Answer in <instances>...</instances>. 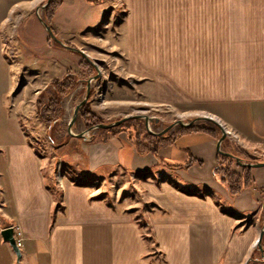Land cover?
<instances>
[{"label":"crops","instance_id":"1","mask_svg":"<svg viewBox=\"0 0 264 264\" xmlns=\"http://www.w3.org/2000/svg\"><path fill=\"white\" fill-rule=\"evenodd\" d=\"M126 6L128 73L141 79L135 87L150 101L200 105L242 148L264 157V0ZM218 141L205 131H182L159 156L140 153L125 133L84 142L91 172L125 169L147 193L153 208L144 219L154 237L147 241L135 215L102 197L90 201L86 186L57 189L44 159L20 136L0 149V264H237L264 227V167L252 170L257 188L232 200L213 175ZM190 153L204 165L187 167ZM7 227L24 237L20 261L3 239Z\"/></svg>","mask_w":264,"mask_h":264},{"label":"rangeland","instance_id":"2","mask_svg":"<svg viewBox=\"0 0 264 264\" xmlns=\"http://www.w3.org/2000/svg\"><path fill=\"white\" fill-rule=\"evenodd\" d=\"M47 1L0 0V149H6L5 146L20 136L25 138L35 153L44 159L45 175L57 189L64 192V187L69 184L83 181V186L93 192L90 201L102 197L115 211L133 214L138 222H145L144 213L153 205L145 200L148 195L131 172L122 168L111 169L107 179L84 173L88 162L83 145L85 141H91L92 132L86 134L87 140L75 138L69 134L68 124L76 106L86 96V85H81L65 101L62 127L54 136L56 141L52 140L53 132L43 120V117L48 120L55 115L43 110L42 113L37 106L39 95L49 91L55 79H63L68 73L81 76L85 73L80 66L82 56L54 41L41 23L39 16L44 19ZM126 18V0H104L98 4L87 0H63L50 25L61 41L85 51L99 66L101 78L93 82L94 93L90 100L92 108L105 121L103 124L144 115L159 119V123L150 125V130L158 133L178 121L188 124L211 116L196 104L182 106L150 101L147 93L135 87L139 86L141 79L128 73ZM214 119L221 122L228 137L239 144L237 135L222 121ZM140 120L145 122V119ZM144 125L147 129L146 123ZM87 130L81 119L73 127L75 134ZM62 139L67 143L64 144ZM56 155H61V159ZM143 230L153 237L148 224ZM257 248L254 243L252 251L248 250L245 258L237 264H252Z\"/></svg>","mask_w":264,"mask_h":264},{"label":"trees","instance_id":"3","mask_svg":"<svg viewBox=\"0 0 264 264\" xmlns=\"http://www.w3.org/2000/svg\"><path fill=\"white\" fill-rule=\"evenodd\" d=\"M91 3H101L104 0H87ZM63 0H52L51 3L47 6L44 11L45 22L49 25L52 24V20L56 12L59 10L62 5ZM80 66L84 70V75L79 76L72 73H68L64 76L63 79H55L52 82L51 88L49 91L41 93L37 99V106L42 111H47L48 113L54 114L55 117L51 119H46L43 117V120L48 125V128L53 132L52 140L56 141V133L59 132L63 123V116L65 113L64 102L66 99L78 88L81 82H87L88 79L93 77L96 74L95 68L84 58ZM94 89H92V94ZM42 111V113H43ZM43 115V114H42ZM79 119H81L87 128L97 126L104 123L100 115H98L95 110L92 108L91 100L80 110ZM145 122L140 119H131L118 127L112 129H99L96 134L92 136L89 143H107L112 137H116L121 133H125L130 142H132L140 150V153L152 152L156 156H159L158 149L160 147L172 144L176 135L180 134L182 131L192 132V131H205L211 134L215 139H220L222 137V131L219 127L207 123H198L189 127H180L174 132V136L171 133H167L163 136L154 135L148 132L145 129ZM144 128V129H143ZM57 130V131H56ZM55 133V134H54ZM68 139L71 136H67ZM66 139V138H64ZM64 139L62 142L64 143ZM73 139V138H72ZM67 141L64 143L66 144ZM222 149L224 152L230 153L233 157H228L222 153H218L217 164L214 167L213 175L215 179L228 191L229 197L234 200L239 196L243 191L249 188H257L252 176V167H240L237 163L236 158H240L244 163H260L264 162V159L254 155L253 153L245 150L239 144L233 142L229 137H227L222 143ZM67 154H64L66 156ZM39 157H41L38 154ZM57 158L61 159V155H56ZM191 160L187 164V167L192 166L197 163L200 166H203L204 163L195 159L190 153ZM88 157L86 156V160ZM236 168H240V171H237ZM108 169V170H107ZM111 166L101 167L91 172L88 167L85 170V175L91 177H104L107 179L110 177ZM107 170V171H105ZM77 185L83 186V181L77 183ZM223 210L229 211L230 207H223ZM55 220H53L54 224ZM146 224L149 225L148 221L140 222L141 228H144ZM147 241L152 240L154 237L145 236ZM263 248H264V238H263ZM257 253L252 257V264H264V254L257 248Z\"/></svg>","mask_w":264,"mask_h":264},{"label":"water","instance_id":"4","mask_svg":"<svg viewBox=\"0 0 264 264\" xmlns=\"http://www.w3.org/2000/svg\"><path fill=\"white\" fill-rule=\"evenodd\" d=\"M51 0H48L46 5L44 7H47L49 4H50ZM39 19L41 21V23L45 26V28L47 29L49 35L51 36V38L56 41L57 43L63 45L64 47H66L68 50L70 51H74L76 53H78L79 55H81L82 57H84L96 70L97 74L93 77H91L89 80H88V83H87V90H86V96L84 98L83 101H81L75 108V111H74V115L68 125V132L69 134L72 136V137H76V138H79V139H84V140H87V133H90L91 130L95 129V128H90L88 129L86 132H82V133H79V134H75L73 132V127L78 119V116H79V111L82 107H84L88 101H89V98L91 96V89H92V84L94 81H97L100 77H101V72H100V69H99V66L97 65L96 62H94L90 56L83 50L79 49V48H76V47H72V46H69V45H66L63 41H61L57 36L56 34L54 33L53 29L51 28V26L49 24H47L44 19L42 17L39 16ZM130 119H145V123H146V127L147 129L155 134V135H158V136H163L165 133L169 132L171 129H173L174 127H176L177 125H181L183 127H189V126H192L194 124H196L197 122L199 121H205V122H209V123H212L214 125H216L217 127H219L222 131V137L219 139L218 141V151L220 153H222L223 155L225 156H228V157H233L232 154L230 153H227V152H224L223 149H222V143L223 141L228 137V131L226 130V128L223 126V124H221V122H219L218 120L214 119V117L212 116H205L203 118H199V119H196V120H193L191 121L190 123H184L183 121H178L176 123H173L171 124L170 126H168L166 129H164L163 131L159 132V133H155V132H152L150 130V125L151 123L153 122H156L158 123L159 122V119L157 120H154L153 118L149 117V116H144V115H132V116H128V117H125L121 120H118L114 123H109V124H100L98 125L97 127L98 128H101V129H112L114 127H118L120 126L121 124H123L124 122L130 120ZM237 160V163L240 167H245V166H248V167H252V168H259V167H264V162H260V163H244L240 158H236ZM263 209H264V203H263ZM2 236H3V239L8 242L11 247L13 248L14 252L16 253V256L18 258V260L20 261L21 258H22V252H21V248L18 246L17 244V241H16V238H15V229L13 227H7L5 229L2 230ZM263 238H264V227L263 229L261 230L260 232V235L255 243V246L258 247V249L264 254V248H263Z\"/></svg>","mask_w":264,"mask_h":264},{"label":"flooded vegetation","instance_id":"5","mask_svg":"<svg viewBox=\"0 0 264 264\" xmlns=\"http://www.w3.org/2000/svg\"><path fill=\"white\" fill-rule=\"evenodd\" d=\"M72 74H74V73H72ZM96 74H97V72H96ZM96 74H95V75H96ZM75 75H78V74H75ZM95 75H94V76H95ZM79 76H81V75H79ZM100 78H101V77H100ZM100 78H99V79H100ZM99 79H98V80H99ZM98 80H97V81H98ZM87 83H88V80H87L86 83H85V82H81L80 85L78 86V88H79L81 85H86V90H87ZM78 88H77V89H78ZM77 89H76V90H77ZM92 89H94V88H92ZM92 89H91V95H92ZM73 93H74V92H73ZM73 93H72V94H73ZM72 94H71V95H72ZM71 95H70V96H71ZM90 97H91V96H90ZM66 100H67V99H66ZM89 100H90V98H89ZM88 102H89V101H88ZM64 103H65V102H64ZM64 108H65V107H64ZM82 108H83V107H82ZM82 108H81V109H82ZM81 109H80V110H81ZM79 113H80V111H79ZM78 120H79V116H78L77 121H78ZM77 121H76V123H77ZM76 123H75V124H76ZM158 123H159V122H158ZM102 124H103V123H102ZM196 124H197V123H196ZM68 125H69V124H68ZM99 125H100V124H99ZM97 126H98V125H97ZM97 126H93V127H91V128H95V129H93V130L90 131V133L92 132V136H93L94 134H96L95 132H97L99 129H101V128H98ZM174 128H175V127H174ZM174 128H173V129H174ZM88 129H90V128H88ZM155 133H156V132H155ZM158 133H159V132H158ZM152 134H153V133H152ZM154 135H155V134H154ZM75 138H76V137H75ZM82 140H84V139H82Z\"/></svg>","mask_w":264,"mask_h":264},{"label":"built area","instance_id":"6","mask_svg":"<svg viewBox=\"0 0 264 264\" xmlns=\"http://www.w3.org/2000/svg\"><path fill=\"white\" fill-rule=\"evenodd\" d=\"M18 246L21 248L23 246L24 237L22 236L21 231H17V235H15Z\"/></svg>","mask_w":264,"mask_h":264},{"label":"bare ground","instance_id":"7","mask_svg":"<svg viewBox=\"0 0 264 264\" xmlns=\"http://www.w3.org/2000/svg\"><path fill=\"white\" fill-rule=\"evenodd\" d=\"M16 233V232H15Z\"/></svg>","mask_w":264,"mask_h":264}]
</instances>
